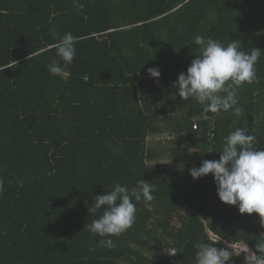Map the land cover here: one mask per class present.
Wrapping results in <instances>:
<instances>
[{
  "label": "trees",
  "instance_id": "1",
  "mask_svg": "<svg viewBox=\"0 0 264 264\" xmlns=\"http://www.w3.org/2000/svg\"><path fill=\"white\" fill-rule=\"evenodd\" d=\"M54 32L78 38L61 75L48 71L63 67ZM197 35L261 50L239 116L174 99ZM236 127L264 146V0H0V264H196L193 245L217 238L256 251L258 214L221 202L212 174L189 173L220 154L188 148L218 152ZM141 179L155 199L134 200L133 226L97 246L93 197Z\"/></svg>",
  "mask_w": 264,
  "mask_h": 264
},
{
  "label": "clouds",
  "instance_id": "2",
  "mask_svg": "<svg viewBox=\"0 0 264 264\" xmlns=\"http://www.w3.org/2000/svg\"><path fill=\"white\" fill-rule=\"evenodd\" d=\"M57 43L53 45L56 55L63 61V67L57 60L48 65L52 75H61L76 56L77 37L70 32L59 36L53 33ZM195 46L200 49L199 54L192 60L186 73H180L173 87L178 91L181 100L195 99L203 106L205 113L211 112L220 116L223 112L233 111L239 116L237 89L245 83L256 81V63L261 50L252 49L250 52L241 50V42L233 40L224 45L220 41L197 35ZM10 67V66H9ZM7 68V67H6ZM150 78L159 79V68L147 70ZM246 128L236 129L224 139V146L218 152L202 151L198 147L188 148V152L219 153V160H203L199 167L189 169L191 177L199 179L212 174L216 185L217 195L221 202L238 206L240 214H258L264 224V146L260 150L255 145L260 143L253 134H246ZM155 186L145 179L138 180L132 188L116 183L111 191L93 197V207L89 212L95 213L103 209V214L85 225L95 237L99 247L109 249L115 246L111 237H119L131 228L136 219V202L144 200L150 204L155 197ZM220 239L211 242L201 240L193 245L196 249V264H229L232 257L245 254L246 264H264V239L259 238L255 244L256 251L242 242L230 244L232 249L214 246ZM94 250V249H90ZM169 255L174 256L176 248H165Z\"/></svg>",
  "mask_w": 264,
  "mask_h": 264
},
{
  "label": "rangeland",
  "instance_id": "3",
  "mask_svg": "<svg viewBox=\"0 0 264 264\" xmlns=\"http://www.w3.org/2000/svg\"><path fill=\"white\" fill-rule=\"evenodd\" d=\"M228 250L231 251L232 249L229 247ZM238 258L240 259L241 263L235 262ZM232 261L235 262L233 264H246L245 254L242 253L239 257H233Z\"/></svg>",
  "mask_w": 264,
  "mask_h": 264
},
{
  "label": "crops",
  "instance_id": "4",
  "mask_svg": "<svg viewBox=\"0 0 264 264\" xmlns=\"http://www.w3.org/2000/svg\"><path fill=\"white\" fill-rule=\"evenodd\" d=\"M225 243H226V242H225ZM237 263H241V261H240V259H239V258L237 259Z\"/></svg>",
  "mask_w": 264,
  "mask_h": 264
},
{
  "label": "built area",
  "instance_id": "5",
  "mask_svg": "<svg viewBox=\"0 0 264 264\" xmlns=\"http://www.w3.org/2000/svg\"><path fill=\"white\" fill-rule=\"evenodd\" d=\"M194 127L196 128V127H197V125H195ZM166 253H167V252H166ZM167 254H168V253H167ZM168 255H169V254H168ZM170 256H172V255H170Z\"/></svg>",
  "mask_w": 264,
  "mask_h": 264
},
{
  "label": "water",
  "instance_id": "6",
  "mask_svg": "<svg viewBox=\"0 0 264 264\" xmlns=\"http://www.w3.org/2000/svg\"><path fill=\"white\" fill-rule=\"evenodd\" d=\"M215 238H217V237H215Z\"/></svg>",
  "mask_w": 264,
  "mask_h": 264
}]
</instances>
